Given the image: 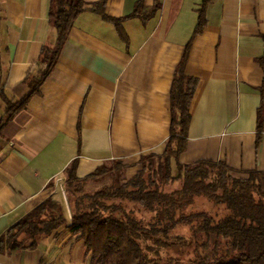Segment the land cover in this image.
Instances as JSON below:
<instances>
[{
    "label": "crops",
    "instance_id": "obj_1",
    "mask_svg": "<svg viewBox=\"0 0 264 264\" xmlns=\"http://www.w3.org/2000/svg\"><path fill=\"white\" fill-rule=\"evenodd\" d=\"M84 2L38 92L0 125V237L48 198L69 222L63 186L72 161L88 190L131 178L142 155L163 152L171 83L186 47L184 73L196 85L173 172L176 162L205 160L235 176L264 174V0ZM98 3L118 25L91 10ZM137 4L151 13L132 16ZM49 8L50 0H0V121L39 75L42 48L56 41ZM22 237L5 242L0 264H93L63 225L36 236L32 248L19 246Z\"/></svg>",
    "mask_w": 264,
    "mask_h": 264
},
{
    "label": "trees",
    "instance_id": "obj_2",
    "mask_svg": "<svg viewBox=\"0 0 264 264\" xmlns=\"http://www.w3.org/2000/svg\"><path fill=\"white\" fill-rule=\"evenodd\" d=\"M206 1L202 0V5ZM158 7L156 2L151 12ZM85 9L84 0H50L49 22L55 28L56 41L42 48L39 75L29 80V91L23 98L8 104L0 125L38 92L75 18ZM91 10L118 25V19L104 14L102 3ZM151 12L141 13L137 4L132 16ZM200 14L196 33L203 24ZM186 57L187 47L171 83L170 129L163 152L142 155L140 167L131 178L120 182L118 175L113 183L91 193L83 191L87 178L76 177V161H72L64 181L71 212L69 222L60 203L48 198L0 237V250L17 235L23 236L21 248H32L36 236L48 235L63 225L82 240L93 264H173L180 260L177 256L165 258L168 249L180 255L188 247H192V256L187 264H264V174L253 170L245 176H235L225 164L205 160L184 165L176 162L175 172L172 170V160L176 161L186 146L189 107L196 85V80L184 73ZM257 120L261 130L259 110ZM117 169L121 170V166ZM99 172L98 168L89 177ZM173 183L176 186L167 190ZM198 196L213 205L221 204V210L186 212ZM182 225L188 227L187 238L173 234Z\"/></svg>",
    "mask_w": 264,
    "mask_h": 264
},
{
    "label": "rangeland",
    "instance_id": "obj_3",
    "mask_svg": "<svg viewBox=\"0 0 264 264\" xmlns=\"http://www.w3.org/2000/svg\"><path fill=\"white\" fill-rule=\"evenodd\" d=\"M111 183H113V180H112ZM97 185H99V186H96V187H98L97 189L95 187L94 188H90L88 190H85L83 188V191L85 193H91V192L99 190V189H101V188H103L105 186H108L107 184L103 185V183H100V184H97ZM174 186H176V183H173V185L167 186L166 189L170 190ZM63 188L65 189V184H64ZM129 205H131V204H129ZM128 207H131V206H128ZM199 210H204V211H209V212L215 211V210H221V204L218 205V206L217 205H213V203L208 201L206 198L198 196V197H195L194 202L185 209L186 212H193V211H199ZM173 234H180V236H183V237L187 238L188 235H189L188 227L182 225V226L178 227L176 230H174ZM191 251H192V247H188V248L185 249L184 253L178 255L177 253H174V251L172 249H168L165 258H167V257L169 258V257H172V256H177L176 258H179L180 261L178 263H173V264H187V260L189 258H191V256H192ZM161 252L164 253V250H162Z\"/></svg>",
    "mask_w": 264,
    "mask_h": 264
}]
</instances>
